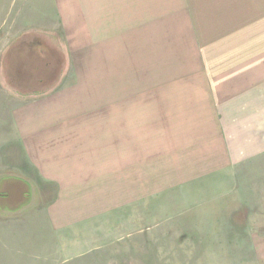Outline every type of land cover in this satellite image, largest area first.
I'll return each instance as SVG.
<instances>
[{
	"label": "crops",
	"instance_id": "1",
	"mask_svg": "<svg viewBox=\"0 0 264 264\" xmlns=\"http://www.w3.org/2000/svg\"><path fill=\"white\" fill-rule=\"evenodd\" d=\"M174 2L0 0L7 10L1 13L7 30L0 54L7 52L0 63L7 66L0 67V86L6 85L0 116L11 121L0 143V173L27 182L38 195H46L45 182L58 187L44 212L37 199V207H22L29 190L20 193L17 208H0V260L9 252L27 257L31 238H57L63 221L88 213L109 217L100 203L86 201L70 214L64 198L104 197L108 190L113 197L126 190L141 196L142 159L159 155L151 166L172 165L193 154L203 165L234 166L264 153V0ZM255 19L260 28L251 27ZM116 30L105 42L99 37ZM175 36L185 40L184 57L173 46ZM40 38L68 55L55 78L48 77L54 62ZM142 66L159 81L143 76ZM146 83L155 94L148 112Z\"/></svg>",
	"mask_w": 264,
	"mask_h": 264
},
{
	"label": "rangeland",
	"instance_id": "2",
	"mask_svg": "<svg viewBox=\"0 0 264 264\" xmlns=\"http://www.w3.org/2000/svg\"><path fill=\"white\" fill-rule=\"evenodd\" d=\"M177 4L179 0H175L174 6ZM5 11V5H2L0 41L5 39L2 35L7 30L1 19V13L3 15ZM259 18L264 19L263 16ZM251 27L260 28L257 19ZM117 34L118 30L102 31L99 37L105 42ZM175 38L173 46L181 57L186 56L184 38ZM67 59L66 54L65 63L68 65ZM3 65L7 66L0 63V67ZM18 66L21 70V63ZM150 70L155 71L142 66V75H154ZM116 72L111 70L110 75L116 77ZM1 75L0 71V78ZM2 87L5 89L6 85L2 83L0 86V103L6 101ZM146 87L142 94V108L148 112L151 109L149 98L155 94L148 84ZM164 95L165 92L160 98ZM4 111L6 113L5 108ZM10 122L6 114L0 116V143L9 132ZM251 151L247 150L243 155ZM192 155L180 162L173 160L172 165L157 164L161 168L150 165V161L162 159L159 155L145 161L142 159L139 197L137 190L135 196L134 192L127 193L126 190L114 197L111 196L114 191L108 190L104 197L64 198L70 207V214L76 213L73 209L77 206V212L81 211L79 205L86 201L100 203L109 217L103 215L90 219L88 213V219L63 221L61 229L55 231L57 238L43 235V239L37 242L34 236L27 257L22 259L18 256L20 253H16L11 258L13 252H9L6 254L8 259L1 258L0 264H264V153H258L257 157L247 162L239 161L234 166L224 163L203 165ZM260 160L263 163H256ZM252 161L253 164H250ZM4 167L8 169L12 166L4 164ZM131 182L126 183L129 186ZM56 188L58 190L54 182H45L40 189H45L46 195L40 192L38 195L27 182L8 173H0V208L8 211L17 208L21 203L20 193L29 190L22 207H37V199L41 204L40 212H44L50 207L45 204L52 201ZM66 215L62 212V216ZM35 216L37 214L30 215L31 220ZM40 216L43 218V213ZM86 223L94 224L95 228H84ZM44 229L46 233L47 229ZM41 230L44 233L43 228ZM0 248L2 251L4 246L0 245ZM87 254H93L94 260H89Z\"/></svg>",
	"mask_w": 264,
	"mask_h": 264
},
{
	"label": "trees",
	"instance_id": "3",
	"mask_svg": "<svg viewBox=\"0 0 264 264\" xmlns=\"http://www.w3.org/2000/svg\"><path fill=\"white\" fill-rule=\"evenodd\" d=\"M38 42H40L41 48H46L49 50V58H51L54 62V67L51 69V74H48V77L49 76L50 78L57 77L59 69L65 64V61H66V53L63 47L61 46L58 47L56 44L50 43L45 38L38 39ZM38 60H41L43 62V59H40L39 57H38ZM40 72L41 70L37 72V74ZM49 203L51 202H46V204H49Z\"/></svg>",
	"mask_w": 264,
	"mask_h": 264
}]
</instances>
